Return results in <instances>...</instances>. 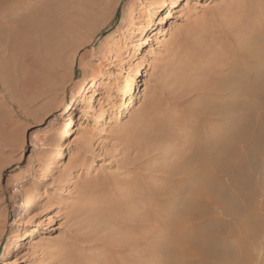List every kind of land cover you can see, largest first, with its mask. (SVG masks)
Wrapping results in <instances>:
<instances>
[{
	"label": "rangeland",
	"instance_id": "rangeland-1",
	"mask_svg": "<svg viewBox=\"0 0 264 264\" xmlns=\"http://www.w3.org/2000/svg\"><path fill=\"white\" fill-rule=\"evenodd\" d=\"M172 1L77 0L83 28L76 46L58 61L50 91L28 98L11 83L0 80V117L6 124L0 130V264H60L62 260L75 264L83 262L86 255L98 256L100 261L92 262L103 264L108 261L101 248L103 242L114 236L112 223L116 218L123 220L129 209L120 215L110 211L127 188L138 180L163 186L162 181L147 175L158 171L136 170L119 156L136 144L138 136L161 128L173 130L170 147L189 138L187 129L206 102L203 87L219 66L215 53L221 51L222 43L213 45L219 38L212 29L233 24L220 13L214 18L211 14L223 3L246 0H180L169 20L161 24L163 10ZM156 7L162 12L153 19ZM90 9L97 12L86 19L85 12ZM160 25L162 33L139 51L137 43L145 30L150 32ZM107 34L112 39H106ZM140 66L144 75L136 86L134 105L123 113L127 96L118 93V88ZM92 76L98 82L71 111L73 130L61 140L64 117L59 115L63 106ZM90 96L94 102H88ZM210 125L218 128L220 124L194 126L206 134ZM263 149L250 161L253 169L246 167L236 178L238 188L234 169L220 176L226 195L216 208L209 205L202 218L208 222L214 216L218 220L209 227L229 246L227 250H235L230 264H264ZM62 150L66 156L54 161V155ZM164 161L159 156L142 164L155 167ZM249 171L253 172L250 180L246 178ZM138 205L143 206L141 202ZM103 220L108 226L99 231ZM22 233L28 238L17 240ZM158 240L154 244L159 253L157 262L149 264H166L161 258L167 251L162 249V236ZM66 253L70 258L64 257ZM144 253L148 256L149 250Z\"/></svg>",
	"mask_w": 264,
	"mask_h": 264
},
{
	"label": "bare ground",
	"instance_id": "bare-ground-1",
	"mask_svg": "<svg viewBox=\"0 0 264 264\" xmlns=\"http://www.w3.org/2000/svg\"><path fill=\"white\" fill-rule=\"evenodd\" d=\"M179 1L168 3L161 24L169 20ZM77 3V0H0L2 82L11 83L28 98H37L50 91V78L59 69L58 61L76 46V37L83 28ZM161 12L160 7L154 8L152 18H158ZM85 13L86 19L92 17L91 9ZM219 13L231 19L233 24L212 29L217 31L219 38L218 42H212L213 45L222 43L221 51L215 53L219 66L211 71L212 75L203 87L206 102L199 107L193 126L187 129L189 138L170 147L173 130L161 128L158 132L141 134L136 144H129L126 154L119 156L121 162H130L136 170L158 171L159 174L147 172V175L162 181L163 186L155 187L147 181L136 180L137 183L127 188V193L110 211L120 215L129 209L123 220L116 218L112 223L114 231L109 232L114 236L102 240L101 248L106 252L103 255L108 260L103 264L157 262L159 253L154 250V244H158L159 236L164 240L161 241L162 249L167 250L161 255L166 264H230L234 259L235 250L232 247L227 250L229 246L209 227L218 220L214 216L208 222L202 218L209 205L216 208L226 195L223 184H219L220 176L228 169H234L238 188L236 178L246 167L253 169L250 161L264 148V0L223 3L211 17ZM122 23H125L124 19ZM145 31L137 43L139 51L151 45L154 35L162 33V25ZM105 37L112 39L111 34ZM143 75L140 66L134 76L119 86L118 93L127 96L123 113L134 105L136 86ZM97 82L98 78L92 76L87 84L80 86L74 98L64 104L59 115V118L64 117L61 140L68 138L73 130L71 111L80 105ZM94 101L95 98L90 96L88 102ZM208 122L220 125L218 128L210 125L206 134L194 126ZM4 128L6 124L0 117V130ZM122 146L125 148L127 144ZM170 151L172 155L167 156ZM132 153L134 156L130 158ZM54 156V161H59L66 152L62 150ZM159 156L165 161L155 167L142 164H149ZM235 159H238L236 163ZM252 174L249 171L246 178L250 180ZM140 202L143 206L138 205ZM135 205L137 208L134 209ZM107 226L103 220L99 231ZM27 238L22 233L17 240ZM147 250L148 256L144 253ZM69 254L64 257L70 258ZM62 261L60 264H66ZM92 261L100 260L98 256L86 255L83 262L75 264L96 263Z\"/></svg>",
	"mask_w": 264,
	"mask_h": 264
},
{
	"label": "crops",
	"instance_id": "crops-1",
	"mask_svg": "<svg viewBox=\"0 0 264 264\" xmlns=\"http://www.w3.org/2000/svg\"><path fill=\"white\" fill-rule=\"evenodd\" d=\"M96 12H97L96 10L91 9V14H92V15H95Z\"/></svg>",
	"mask_w": 264,
	"mask_h": 264
}]
</instances>
